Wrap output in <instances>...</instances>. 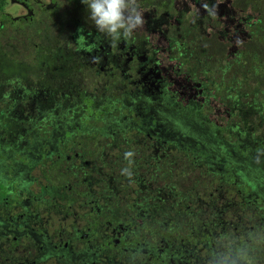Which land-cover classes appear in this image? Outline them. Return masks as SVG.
I'll use <instances>...</instances> for the list:
<instances>
[{
  "label": "flooded vegetation",
  "instance_id": "obj_1",
  "mask_svg": "<svg viewBox=\"0 0 264 264\" xmlns=\"http://www.w3.org/2000/svg\"><path fill=\"white\" fill-rule=\"evenodd\" d=\"M1 1L0 264H264V137L243 135L221 99L236 97L223 82L238 81L257 13L234 0H137L143 27L116 41L82 0ZM175 132L180 160L203 153L197 169L217 168L219 188L180 183L216 240L153 206Z\"/></svg>",
  "mask_w": 264,
  "mask_h": 264
},
{
  "label": "trees",
  "instance_id": "obj_2",
  "mask_svg": "<svg viewBox=\"0 0 264 264\" xmlns=\"http://www.w3.org/2000/svg\"><path fill=\"white\" fill-rule=\"evenodd\" d=\"M1 2L2 1L0 0V5ZM233 5L235 7H240L243 10L249 8L251 12L258 14L256 20L253 21L251 25L247 26L249 37H247V41H245L243 51L241 52L242 54H240V59L236 60V66L233 74L236 80L240 81L242 84L244 81V83L248 85L251 84L254 87L264 89V0H234ZM224 80L227 82H235V79L229 76L224 78ZM223 84L228 86L224 82ZM195 113L196 115H202L198 112ZM178 123L180 122H177V124ZM254 129L255 131L259 130V128ZM175 135L178 134L175 132L174 134L168 135L165 139L167 143L171 144L170 151L167 152L165 144L162 145L164 148L159 153V155L162 156L167 163V169L165 171L163 169L156 171L151 178L152 186H154L151 195L153 206L156 204L157 211H160L161 209L169 210L173 207L180 217L190 222V224L195 228L198 229V227L203 224L202 226L206 227L207 232H209L208 237L213 236L216 240L213 235L214 233L209 221L210 219L207 218L206 211L205 215H203L202 205L204 207V204L202 203V205H200V203L194 198L188 202L184 196H186L189 192H183L180 187V183L184 182V180L189 177L193 180L194 184L196 181L203 184L201 180H203L204 183L207 182L211 179L210 176L215 174L217 168L208 166L205 169H197L199 167V163L204 161L203 153H199V157H196L195 159L191 156L192 159H188L189 162L185 158L180 160L181 156L178 152H176V148L181 143V140L178 141L173 139ZM253 135L256 137V133H253ZM190 141L193 142L192 140ZM179 161L183 164L182 166ZM189 163L191 167L186 166ZM227 181L229 182V180ZM209 186L210 189L219 188L211 187L212 185L210 182ZM209 186H199L198 194H196L195 197L203 199L204 195L207 194ZM223 188L230 193L229 186ZM164 228L166 230L160 232V236L179 239L176 232L169 230L165 226Z\"/></svg>",
  "mask_w": 264,
  "mask_h": 264
},
{
  "label": "clouds",
  "instance_id": "obj_3",
  "mask_svg": "<svg viewBox=\"0 0 264 264\" xmlns=\"http://www.w3.org/2000/svg\"><path fill=\"white\" fill-rule=\"evenodd\" d=\"M82 3L86 5L97 31L116 41L132 38L145 23L137 0H82Z\"/></svg>",
  "mask_w": 264,
  "mask_h": 264
},
{
  "label": "rangeland",
  "instance_id": "obj_4",
  "mask_svg": "<svg viewBox=\"0 0 264 264\" xmlns=\"http://www.w3.org/2000/svg\"><path fill=\"white\" fill-rule=\"evenodd\" d=\"M6 9L8 8V11H13L15 9V6L7 4ZM258 17V14H257ZM234 19V20H233ZM233 19H229V22L234 23L236 20V17ZM244 30L242 29V32ZM245 41L247 40V36L245 35ZM61 40V39H60ZM201 64V63H200ZM221 81V79H218ZM57 86L60 90L70 92L72 90V86L69 83V79L66 75L60 76L57 81ZM229 88L235 87L236 89V97L233 98L232 95H229L227 91H224V93L221 96L222 101L226 103L228 106H233L232 109L237 110L238 117L236 119L241 120V122L244 124V127L242 128L246 134L243 133V135L247 136H254L253 133H256L257 138H263L264 137V128H262L261 132L257 131L254 132V127L261 125V127L264 126V102L262 99V93L261 88L254 87L251 84H249V89L246 90L245 98L242 96L244 93V86L241 82H232L228 85ZM217 95L211 97V100L213 103H215V98ZM250 97V100L247 101V99ZM233 99H238L237 102L232 101ZM217 108L216 105H213ZM221 109L225 110L223 107ZM215 113V112H214ZM22 115H25L24 119L27 118V114L25 112L21 113ZM165 126V125H164ZM166 127V126H165ZM167 128V127H166ZM250 129V130H249ZM255 137V136H254ZM263 140V139H262ZM181 166L183 165L181 161H179ZM201 165V163L199 164ZM187 180L188 177H187ZM215 196H213L214 198ZM215 221V219H214Z\"/></svg>",
  "mask_w": 264,
  "mask_h": 264
}]
</instances>
